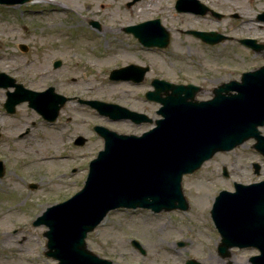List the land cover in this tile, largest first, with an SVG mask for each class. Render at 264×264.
Masks as SVG:
<instances>
[{
  "label": "rangeland",
  "instance_id": "1",
  "mask_svg": "<svg viewBox=\"0 0 264 264\" xmlns=\"http://www.w3.org/2000/svg\"><path fill=\"white\" fill-rule=\"evenodd\" d=\"M53 1L74 8L76 13L69 12L55 20L49 18L51 6H41L45 4L0 5V72L7 70V75L28 89L54 87L57 93L72 98L58 119L50 123L27 103L19 105L15 114H7L3 104L8 89L0 88V159L5 164V175L0 179V264H57L45 256L47 227L32 223L46 208L83 187L85 167L101 148L91 127L99 122L98 114L80 99L136 104L139 109L148 105L157 117L159 105L139 99L148 86L111 81L113 69L148 59L155 69L163 68L166 79L200 84V78H208L205 84L210 88L240 80L243 72L264 65L262 54L245 49L223 53L190 51L188 47L193 45L179 30L215 28L217 22L201 25L196 16L177 13L175 0H140L131 8L126 7L131 0ZM219 10L241 15L240 21L233 22L242 25L244 31L233 32L225 24L220 29L222 33L249 36L264 43V25L257 22V14L264 12V0H231ZM158 16L173 31V47L167 52L141 50L134 38L122 32L127 23ZM82 18L85 26L69 29ZM90 20H99L110 32L92 29ZM57 22L66 29H45ZM22 44L28 47L26 52L20 48ZM56 60L63 65L54 68ZM29 63L36 68L24 71ZM27 129L30 132L25 134ZM260 130L264 135V126ZM78 136L90 141L85 146H75ZM254 143L249 140L233 151L218 153L199 171L184 177L183 192L190 204L187 211H111L88 234V249L113 264H185L188 259L201 264H250L249 259L259 254L257 249L233 248L230 257L219 255L221 238L210 211L221 190L234 191V182L252 184L264 180V159L253 149ZM253 163L260 165L258 175ZM72 167L76 168L74 173L70 172ZM223 168H227L229 177L223 175ZM29 183L38 188L29 189ZM132 240L139 241L145 254L132 246Z\"/></svg>",
  "mask_w": 264,
  "mask_h": 264
},
{
  "label": "water",
  "instance_id": "2",
  "mask_svg": "<svg viewBox=\"0 0 264 264\" xmlns=\"http://www.w3.org/2000/svg\"><path fill=\"white\" fill-rule=\"evenodd\" d=\"M26 1L0 0V4L16 5ZM176 7L179 11L206 13L197 0H178ZM258 19L264 21V13ZM158 22L128 27L126 31L133 32L146 46L164 47L168 45L169 33ZM194 34L214 44L227 38L216 32ZM242 42L256 52L264 51V45L256 40ZM22 49L27 50L25 46ZM61 63L56 61L55 68ZM137 69L139 67L134 65L116 69L110 77L112 80L135 79ZM154 86L156 91L150 92L149 97L161 104L158 111L161 119L156 121V127L134 136L97 126L95 129L105 139V146L91 161L84 187L70 199L47 208L34 222L35 226L48 227L46 255L56 259L58 264H113L90 251L86 243L88 233L94 231L109 212L122 208L148 209L154 213L187 211L189 203L182 187L184 175L196 172L216 153L231 151L252 138L256 140L254 148L264 156V136L259 130L264 126V66L244 73L241 82L223 83L214 90V97L209 101L195 100L198 87L193 84L155 81ZM0 87H16L14 92H8L4 104L9 113H14L18 104L29 102V106L48 121L56 120L69 100L55 93L53 87L43 92L26 89L3 73ZM162 91L170 94L161 98ZM82 102L113 119L141 115L117 104ZM84 142L81 139L78 143ZM259 169L255 164L257 174ZM224 174L228 175L226 170ZM3 176L4 165L0 161V178ZM235 188L234 193L220 192L211 211L222 236L218 252L229 257L233 247H256L261 254L250 258V262L264 264V181L251 185L236 183ZM131 243L145 254L138 241ZM186 264L200 263L188 260Z\"/></svg>",
  "mask_w": 264,
  "mask_h": 264
},
{
  "label": "flooded vegetation",
  "instance_id": "3",
  "mask_svg": "<svg viewBox=\"0 0 264 264\" xmlns=\"http://www.w3.org/2000/svg\"><path fill=\"white\" fill-rule=\"evenodd\" d=\"M140 0H135V3L139 2ZM203 3H205L206 5H208L209 7L217 10V8L219 9V7L221 6H225L227 1H231V0H201ZM219 11V10H217ZM221 11V10H220ZM184 14H191V13H184ZM193 16L195 14H192ZM233 14H227L225 16H223L222 18L218 17L217 15L213 14L212 12H208L205 15H195L197 18H199V22L201 25H206L209 22H217L215 28H204V27H199V28H190L188 30H179L181 32V34L184 32V34H182L183 37H185L186 39L190 40L189 42L193 45V46H189L188 49L190 51L196 52V53H223V52H229V50H233V49H247L242 43H241V39L244 38L243 37H238L237 35L231 34V32H221L220 29L223 27V25L227 24V26L234 32H244L241 29L240 24H236L233 21H240L241 20V16L239 18H234L232 16ZM140 21H133L130 23H127L126 25L122 26V32H125V27L130 26V25H137ZM161 23L164 25V23L161 21ZM90 25L95 29L97 28L93 22H90ZM165 26V25H164ZM167 27V26H166ZM99 29H97L99 32H110L109 28H105L103 27V24L100 23ZM169 32H170V38H171V42L170 45L165 48V49H160V48H145L143 47L139 41L135 38L134 35L130 34V33H126L127 35L131 36L132 38H134L136 40V44L138 47H143L146 50H158V51H168V49L171 48L172 44H173V31L167 27ZM190 30H195V31H200V32H208V31H216L218 33H222L224 35H228V37H230L231 39L223 42V43H218V44H212V43H207L205 41H203L201 38L196 37L195 35L190 34L188 31ZM230 45V46H228ZM173 47V46H172ZM238 49V50H239ZM135 65H139L142 70H140V73L138 74V77H141V81L140 82H131L132 84L136 85V86H148L147 89H144L143 92H141L139 99H141L143 102L146 103H153V101H151L149 99V97L147 96V93L149 91H151L152 89V84L153 81L156 79H164L170 82H174V83H183V82H175L173 80L170 79H166L165 76L166 74L164 73L163 68L161 67H157L156 69L154 68V63L148 59H142V61L140 63H134ZM143 72V73H142ZM155 74V75H154ZM203 80L201 81L200 84H198L196 82V84H198L200 86V90L197 93V97L199 99L202 100H207L209 98L212 97L213 95V91L214 89L218 86L215 85L214 87L211 86L210 88H207L206 84L208 78H204L201 79ZM168 95L167 92H161L160 96L162 98H165ZM203 96L207 97V98H202ZM125 107L130 108L133 111L142 113L143 115H145V119L144 121H141L140 117H136V119L134 121L131 120H117V121H113L110 118H106V117H99L100 123L102 125H107V126H112L113 128H115L114 130L123 133V134H135V135H139L141 133L150 131L153 129L154 127V116L153 113L151 111L150 106L146 105V106H142L143 108L139 109V105L136 104H132V105H125ZM30 129L26 130V133H29ZM23 135H21L20 137H22ZM98 141L100 142L101 145L104 144L103 139L100 138L98 136ZM90 141V139L88 138L87 143ZM86 143V144H87ZM85 144V145H86ZM74 145L77 146L75 144L74 141ZM84 145V146H85ZM79 147V146H78ZM82 147V146H80ZM76 171V170H74ZM71 173H73V170H71Z\"/></svg>",
  "mask_w": 264,
  "mask_h": 264
},
{
  "label": "bare ground",
  "instance_id": "4",
  "mask_svg": "<svg viewBox=\"0 0 264 264\" xmlns=\"http://www.w3.org/2000/svg\"><path fill=\"white\" fill-rule=\"evenodd\" d=\"M34 3H40V4H45V5H52L53 9L50 12L51 16H49V18H53L55 20H57L60 17H63L65 14L69 13V12H75V9L72 7H68L65 6L57 1H52V0H36L34 1ZM85 20L82 19H78L77 23L75 25H71L69 26L70 28H77V27H82L85 26ZM64 26L61 25L60 23H53V24H48L46 25L45 29L50 30V31H62L64 30ZM66 29V28H65ZM2 64L0 63V68H2ZM36 68V66L33 63H29V66H25L23 67L24 71H30L32 69ZM7 70H4V72H6ZM213 262H217L213 257H211Z\"/></svg>",
  "mask_w": 264,
  "mask_h": 264
}]
</instances>
